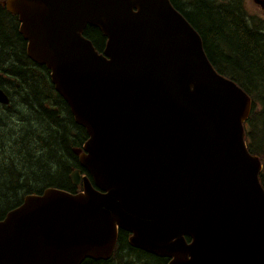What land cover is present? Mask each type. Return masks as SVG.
I'll return each mask as SVG.
<instances>
[{"label": "water", "instance_id": "water-1", "mask_svg": "<svg viewBox=\"0 0 264 264\" xmlns=\"http://www.w3.org/2000/svg\"><path fill=\"white\" fill-rule=\"evenodd\" d=\"M3 6L18 17L27 58L85 129L73 153L93 186L74 170L81 192L26 195L0 221V264L106 261L118 231L168 264H264L262 167L244 142L251 100L213 69L169 0ZM86 26L105 36L102 53Z\"/></svg>", "mask_w": 264, "mask_h": 264}, {"label": "trees", "instance_id": "trees-1", "mask_svg": "<svg viewBox=\"0 0 264 264\" xmlns=\"http://www.w3.org/2000/svg\"><path fill=\"white\" fill-rule=\"evenodd\" d=\"M197 32L212 67L235 82L252 101L245 124L249 152L260 158L264 189V17L249 12L247 0H169ZM5 18V19H3ZM83 36L98 53L106 38L86 26ZM0 88L9 98L0 105V221L24 196L53 188L76 194L69 174L79 169L73 153L88 136L76 125L55 92L49 71L32 63L18 33L17 17L0 5ZM120 231L109 260L87 258L81 264H159L161 259L131 247ZM189 242V238L186 237Z\"/></svg>", "mask_w": 264, "mask_h": 264}, {"label": "rangeland", "instance_id": "rangeland-1", "mask_svg": "<svg viewBox=\"0 0 264 264\" xmlns=\"http://www.w3.org/2000/svg\"><path fill=\"white\" fill-rule=\"evenodd\" d=\"M247 5H248L250 13L255 14L257 16L264 17V15H263L264 12L259 8V6L254 4L253 0H247ZM3 19H5V18H3Z\"/></svg>", "mask_w": 264, "mask_h": 264}, {"label": "flooded vegetation", "instance_id": "flooded-vegetation-1", "mask_svg": "<svg viewBox=\"0 0 264 264\" xmlns=\"http://www.w3.org/2000/svg\"><path fill=\"white\" fill-rule=\"evenodd\" d=\"M0 1H2V0H0ZM158 258H160V259H161V261H160V263H159V264H168V262H169V260H168V259H166V258H161V257H158Z\"/></svg>", "mask_w": 264, "mask_h": 264}, {"label": "bare ground", "instance_id": "bare-ground-1", "mask_svg": "<svg viewBox=\"0 0 264 264\" xmlns=\"http://www.w3.org/2000/svg\"><path fill=\"white\" fill-rule=\"evenodd\" d=\"M242 90H243V89H242ZM243 91H244V90H243ZM3 92H4V91H3ZM244 92H245V91H244ZM4 94L6 95V93H5V92H4ZM6 97H7V99H8V103H7V104H1V103H0V105H3V106H8V104H9V98H8V96H7V95H6ZM24 197H25V196H24ZM24 197H23V198H24ZM22 200H23V199H22Z\"/></svg>", "mask_w": 264, "mask_h": 264}]
</instances>
